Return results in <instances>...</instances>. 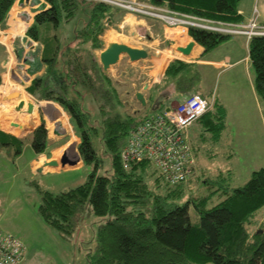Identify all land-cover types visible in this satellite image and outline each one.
I'll return each instance as SVG.
<instances>
[{
  "label": "trees",
  "instance_id": "trees-1",
  "mask_svg": "<svg viewBox=\"0 0 264 264\" xmlns=\"http://www.w3.org/2000/svg\"><path fill=\"white\" fill-rule=\"evenodd\" d=\"M135 1L183 15L245 25L238 12L241 0ZM15 2L0 0V27ZM40 9L25 32L38 48L26 59L35 70L44 71L26 92L37 101L58 104L71 116L81 134L79 149L83 161L92 167L83 184L66 192L53 194L38 188V214L42 221L63 239L70 240L84 214L100 219L96 245L87 253V264H264V227L250 231L256 226L257 215L264 212V168L253 171L243 186H227L208 197L185 201L186 183L169 185L148 163L123 168L120 154L129 133L145 117L123 110L111 77L103 72L90 50H104L101 36L105 24L122 21L127 11L84 0H44ZM261 24L264 26V22ZM188 34L205 54L231 37L196 28H189ZM248 58L255 74V91L264 103V36L249 40ZM3 80L0 76V86ZM202 81L198 67L173 60L156 93L149 91L148 99L153 105L145 108L153 113L164 112L171 108L172 96L207 98ZM21 101L24 107L19 115L33 121L34 111L26 113L31 102L26 97ZM94 112L98 127L91 122ZM225 117L223 106L215 101L196 121L201 125L203 143L220 142ZM15 138L18 146H23V141L16 135ZM96 140L110 162L104 176L98 174L102 162ZM46 143L47 130L42 122L33 139V151L44 153ZM15 145L10 135L0 132V148H13L20 155ZM218 192L220 202L207 208V200ZM189 204L199 215L197 224L190 222Z\"/></svg>",
  "mask_w": 264,
  "mask_h": 264
},
{
  "label": "rangeland",
  "instance_id": "rangeland-1",
  "mask_svg": "<svg viewBox=\"0 0 264 264\" xmlns=\"http://www.w3.org/2000/svg\"><path fill=\"white\" fill-rule=\"evenodd\" d=\"M132 8L134 10L136 6H132ZM238 10L246 15L257 11L258 22H264V0H241ZM34 11L35 10H30V14L25 11L26 16L24 18V24L20 29L15 27L14 32H18V30L21 34L24 32V27L30 24L29 22H31V18L33 17H31V13ZM130 12L127 11L124 17L121 18L122 21H124L125 18L128 20L127 25H124L123 28L117 29V27L120 26V22H122L120 20V22L117 21L113 24H105V32L101 36L104 49L109 43L120 42H128L132 46L137 47H147L150 41L148 37H154L152 33L149 34L148 27L151 31H159V27L162 29L175 30L179 36L182 34L179 28L168 27L153 17L150 18L154 21H150L142 17L144 15L141 13ZM11 13H13L14 17H11ZM8 23L11 29L15 25L19 26L23 23L20 15L17 14V10L8 14L3 26ZM154 26L157 28H154ZM122 33L124 36L121 35ZM4 37L5 36H0V42L2 43L0 44V65L3 61L2 56L6 58L9 52L14 55L13 48H15V44H10V39H3ZM163 40L165 42L164 37ZM247 42H249V40ZM19 44H21L20 41ZM36 45L37 44H34V46ZM30 46H33V43L29 41L26 44V48L29 49ZM154 47L155 46L150 45L149 48H147L150 56H155L156 50L161 49V46L160 48L156 46L159 49L155 47L156 50H153ZM237 47L241 50L240 45H237ZM37 48L38 45L33 47L34 53L37 51ZM90 52L91 55L99 61L100 52H98V50H90ZM223 52H225L224 49L220 50L221 54ZM127 59L126 56H121L119 62L111 66L107 74L111 77L112 84L115 86L117 93L120 94L123 110L128 111L130 114L138 113L141 117H146L149 113L153 112L151 110L148 111L145 107L140 109L137 104L138 101L133 98V92L141 88L142 82L147 79L146 72L149 63H147L146 60L144 62L140 61L128 64ZM224 59L227 60L226 56H224ZM164 62L165 57L161 56L157 64L162 65ZM15 66L16 70H14V72H11L12 70L8 71L7 60L4 61L3 65L0 66V72L4 73L2 75V80L3 76L7 74L11 84L20 87L24 91L21 96L18 95L17 98L26 97L28 101L34 105L33 121L26 119V116L25 118L24 115H19V112L14 111L17 107L13 102L15 99H9L8 97L12 93L0 100V107L2 104L5 105L4 109L2 108L3 114L0 115V120L7 122L15 115L19 120H23L25 123H33V126L30 125L29 127L32 128L33 131H28V128H24L21 136H19L22 137L24 146L29 142L30 137H32L33 143L36 130L44 121L41 119V112L39 111L41 102L36 103L33 97H30L21 81L23 77H25L24 75H26L23 66ZM239 70H241V73ZM235 71H238V73L234 74L236 73ZM1 86H4V84H1ZM210 88L214 90L215 93L231 94L232 101H235L229 104L231 112L229 114L231 117L228 121V125L231 130L226 134H231V137H229L230 142L227 144L229 140L226 139V136H228L226 135L223 138L224 142H220L218 146H211L209 144H204V146H202L203 156L198 162L200 170L196 171L191 176L192 179L190 178V180L192 182L189 180L186 185L184 184L186 194L184 201L187 199L208 197L212 195L216 189L222 191L227 186L231 188L243 186L250 179L253 171L264 168V103L261 102V99L256 95L255 74L251 64L250 70L247 68V63H243L238 66L236 70L220 74L215 80L213 79ZM127 92L131 96L130 98H128ZM12 104H15V106L12 107ZM178 104L179 103L176 105ZM65 115L64 126L66 128H62L61 130L64 135L62 140L63 143H65L73 139V145L71 144L72 146L65 149L63 153L62 151H58V153L54 154L53 157L59 164V167L56 169L61 168L59 158L66 153L67 159L71 162H75L74 160L77 159L76 155H78V160H80L85 167H88V170L73 168L70 170L61 169L59 172L51 174L42 175L40 173H33L30 166L31 155H29V152L24 153L20 157V155L15 154L13 148H0V229L4 232L13 234L25 245L26 251L21 264H87V253L90 250L92 252L96 245L95 235L101 220L91 214L83 215L78 225L77 232L74 233L70 240L63 239L56 231L47 226L38 214V207L40 205L38 188L53 194H60L83 184L92 171V167L86 166L84 163L79 149L81 134L77 123L74 122L67 112ZM91 115V122H96V116H94L95 112ZM47 121L49 120L46 119L44 123L46 124ZM97 124L96 122V127H98ZM2 125L3 127L1 126V129H3L4 132L2 130H0V132L10 135L15 140V148L18 147L20 153H22L23 146H18L19 142L15 138L16 134L10 129H7L8 127L6 128V123H2ZM48 125L50 128L52 127L49 122ZM10 127H12L11 123ZM25 134L27 135L25 136ZM94 144L98 150L97 152L101 156L102 162L98 174L104 176L110 168L109 158L108 155L104 153L99 140H96ZM56 147V143L48 144L46 156L50 157L51 154H49L48 151H52ZM207 151L209 155H207ZM61 153L62 155L59 157ZM42 154H37V156ZM39 159V157H36L33 162H38ZM33 167L36 168L37 165L33 163ZM45 167L48 166L41 164L39 169H44V173H46L47 170H45ZM69 167V165H65V168ZM205 181H207V184H204ZM219 194L220 192L207 200V208H211L220 202L221 199L218 196ZM188 214L191 224H197L199 222V215L192 204H189ZM255 221L256 226L250 228V231L253 233L257 229L264 227V212L259 213Z\"/></svg>",
  "mask_w": 264,
  "mask_h": 264
},
{
  "label": "crops",
  "instance_id": "crops-1",
  "mask_svg": "<svg viewBox=\"0 0 264 264\" xmlns=\"http://www.w3.org/2000/svg\"><path fill=\"white\" fill-rule=\"evenodd\" d=\"M34 0H16V2L14 3V5L11 8L10 12H13L14 10H17V14L20 15L23 23L20 24L19 26L15 25L12 29L10 28V24H5V26L0 27V36H5L3 39H10V44L14 43L15 44V48H13V54H11V52H9V55L6 56H2L3 57V61L1 62V65H3L4 61L7 60V67H8V71L14 72V70H16V66L15 65H19V66H23L26 75H24L25 77H23V79L21 80L22 83L25 86V89L28 88L31 85V82L36 78V77H40L43 74V68L40 69L39 71L35 70L32 66V64L29 62V60L26 59V55H32V53H34L33 51V47L34 44H37L36 42H32L31 40H29V38L25 35L26 29L31 26V24L34 21V17L36 14H38L40 12V8L41 5L44 3V0H36V3H33ZM30 10L34 12L31 13V22H29L30 24L24 27V32L21 34V32H14L15 31V27L17 28H21L22 25L24 24L25 20V16L26 13L25 11L28 12V14H30ZM9 12V13H10ZM239 14L242 16L243 21H245V24L248 23V21L250 20V18L252 17L253 13L252 12L248 15L243 14L241 11H239ZM11 17H14L13 13H11ZM132 19V18H129ZM127 18L124 19V21L120 22V26L117 27L118 28H123L124 25H127ZM142 24V23H141ZM154 28H157L154 26ZM159 31H155V30H150V28L148 27L149 30V34L152 33L154 37H148L150 38L149 43L147 44L148 46L143 48V47H137V46H132L131 44H129L128 42H120L119 44L123 43L129 47L132 48H136V49H143L145 51H147L148 53V49L150 45L152 46H161L160 50H156L155 47L153 50H156V55L155 56H150V53H148V58L147 63H149V65L147 66V74H146V78L142 84H141V88L136 89L133 92V98L136 100L135 95L137 93H141L145 99V106L151 107L153 104H151L150 100L148 99L149 96V91H152L154 94L156 93V88L159 85V83L161 82L165 70L167 68V66L169 65V63L173 60H180L183 62H186L188 64L194 65L196 67H198V69L202 72V89H206L204 94H206L207 98L211 99L213 98L212 96L214 95V103L215 101L222 105L225 113H226V117H225V128L222 131V137L220 142H224L223 138L226 136V139L229 140V137H231V134H226L228 131H230V126L228 125V121L230 119V108H229V104L230 102L234 103L235 101H232V95H226V93H215L214 90H212L210 88V85L213 81V79L215 80V78L217 76H219L222 73L228 72V71H233L236 70V68L238 66H240L241 64H246L247 63V68H249L250 70V62H249V58H248V50H247V46H248V42L246 41V38L242 35H234L231 36L228 40L222 42L219 46H217L216 48H214L213 50H211L210 52H207L206 54L204 53V49L199 46L197 43H195L190 37L189 34H180L177 35V33L175 32V30L172 29H162L159 28ZM175 32V33H174ZM176 34V35H175ZM122 36H124V34H121ZM175 35V36H174ZM163 37L165 39V42L163 40ZM242 40H243V44H242ZM19 41L21 42V44H19ZM33 43V46H30V48H26V44L28 42ZM190 42H194V46L190 52V55L188 57H184L182 56L179 52H177V48L180 47H185L187 46ZM0 44H2L0 42ZM237 45H240L241 50L238 49ZM3 46V45H2ZM157 49H159L158 47H156ZM225 50V52H223L222 54L220 53V50ZM220 53V54H219ZM165 57V62L162 65H158L157 62L159 61V57ZM224 56H226L227 60L224 59ZM150 58V59H149ZM146 60H142V62L146 61ZM9 62V65H8ZM140 62V61H139ZM127 63L128 64H132L129 62V60L127 59ZM136 63V62H135ZM1 68V67H0ZM241 73V70H239ZM237 74L238 71H235ZM4 73L0 72V76L2 78V75ZM4 80H3V84L4 86H0V100L3 98H5V96L9 95L10 93H14V92H18V95L21 96L22 92H24L20 87L18 86H14L13 84H11L8 75L5 74ZM232 78V76H231ZM12 80V78H11ZM213 91V92H212ZM128 98H130L131 96L128 94V92L126 93ZM12 95V94H11ZM257 95V93H256ZM258 96V95H257ZM9 97V96H8ZM32 97V96H30ZM172 103L169 105L171 108L176 105L177 103H180L182 101H184L186 99V96H179V97H175L172 96ZM20 97V101H21ZM166 98V97H164ZM259 98V97H258ZM34 99V98H33ZM19 101V102H20ZM34 101L36 103H40L41 107L39 108V111L41 112V119L45 122L46 119H48L49 121H47V123L45 124L46 130H47V143H46V149H45V154L39 155L37 156V154L34 153L33 149H32V137H30L29 142H27L26 145L23 146V150L22 153H20V157L24 154V153H28L29 155H31L30 158V166H31V170L33 173H40V174H51V173H56L59 172L61 169L64 170H70L73 168L79 169L82 168L83 170H88V167H85L83 165V163L80 162V160H78V155H76V160L75 161V165L69 168H65V167H61L60 169H56L52 168V167H45L46 173H44V169L41 170L39 169V166L41 164H46L50 161H55L56 159L53 157L54 154L58 153V151H63L67 148H70L73 144V139H70L69 141L63 143V134L61 132L62 128H66L64 126V118H66L65 115V111L56 103H53L51 101H37L36 99H34ZM237 101V100H236ZM262 102V100H260ZM213 103V105H214ZM138 106L140 107V109H142L145 106H142L139 102L137 103ZM212 105V107H213ZM5 105L2 104V106L0 107V115L3 114V109H4ZM211 107V108H212ZM3 108V109H2ZM210 108V109H211ZM147 109V108H146ZM167 111V110H166ZM1 119V118H0ZM48 122L51 123L52 127L50 128L48 125ZM2 123H6V128L10 129L14 134H16V136L22 140L21 136L24 128H28V131H33L32 128H29L30 125L33 126V123H25L23 120H19L17 118V116L13 115V117L10 119V121H1L0 120V130L3 131V129H1V126L3 127ZM10 123L11 124H15L17 127H10ZM200 124L198 122H194L188 129V137H189V141L191 144V147L195 146V154L193 153V157L195 160V164L193 166V173L192 175L196 172L199 171V159L203 156V151H202V146H204V144H209L207 142L203 143L202 142V130L200 128ZM4 132V131H3ZM27 134H25L26 136ZM80 142V141H79ZM78 142V144H79ZM219 142V143H220ZM230 140L228 141L227 144H229ZM50 143H56L57 147L52 150V151H48L49 154H51L50 157H47L46 155V151H47V145ZM218 143V144H219ZM72 144V145H71ZM218 144L215 145H211V146H218ZM62 153L59 155V157L62 155ZM207 155H209L208 151L206 152ZM40 158L38 162H33V160H35V158ZM61 159V157L59 158V160ZM33 163H35L37 165L36 168L33 167ZM46 166V165H45ZM59 167V166H58ZM50 169V171H49ZM53 170V171H51ZM228 173H231L229 171H227ZM192 178V177H191Z\"/></svg>",
  "mask_w": 264,
  "mask_h": 264
},
{
  "label": "built area",
  "instance_id": "built-area-1",
  "mask_svg": "<svg viewBox=\"0 0 264 264\" xmlns=\"http://www.w3.org/2000/svg\"><path fill=\"white\" fill-rule=\"evenodd\" d=\"M86 1L107 3L125 11L141 13L142 17H153L168 27L179 28L182 34H187L189 28H196L221 35H242L247 41L264 36V26L258 22L257 11L245 25H235L139 4L135 0ZM132 6L136 9L133 10ZM212 97L193 95L168 111L146 116L129 133L120 154L123 168L128 169L134 163H148L169 185L187 183L195 164L188 129L210 110L214 103V95ZM24 248L19 238L0 229V264H21Z\"/></svg>",
  "mask_w": 264,
  "mask_h": 264
},
{
  "label": "water",
  "instance_id": "water-1",
  "mask_svg": "<svg viewBox=\"0 0 264 264\" xmlns=\"http://www.w3.org/2000/svg\"><path fill=\"white\" fill-rule=\"evenodd\" d=\"M194 46V42H190L185 47L177 48V52H179L182 56L188 57L190 55V52ZM121 56H126L130 63L139 62L142 60H146L148 58L147 51L143 49H136L129 47L125 44H119V43H109L107 47L100 52L99 54V64L102 67L103 72L107 73V71L110 69L111 66L116 65ZM18 97V94L14 93L9 96V99H16ZM136 100L142 105L145 106V99L141 93H137L135 95ZM24 107V103L20 101L17 105V107L14 109L15 112L22 111ZM34 111V105L32 103H28L26 107V113L32 114ZM168 111V109H167ZM12 127H17L15 124H11ZM48 167H58L59 164L56 161H50L45 164ZM65 165H69L70 167L75 165V162H71L67 159V154L64 153L60 159V166L63 168Z\"/></svg>",
  "mask_w": 264,
  "mask_h": 264
},
{
  "label": "bare ground",
  "instance_id": "bare-ground-1",
  "mask_svg": "<svg viewBox=\"0 0 264 264\" xmlns=\"http://www.w3.org/2000/svg\"><path fill=\"white\" fill-rule=\"evenodd\" d=\"M89 2H93V1H89ZM105 4H107V3H105ZM14 93L18 94V92H14ZM14 93H12V94H14ZM19 101H20V97H19V98H16L13 102H14L16 105H18ZM15 104H12V107H14ZM6 233H7V232H6ZM25 251H26V248H24V254H25Z\"/></svg>",
  "mask_w": 264,
  "mask_h": 264
}]
</instances>
